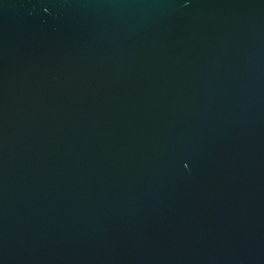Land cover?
Masks as SVG:
<instances>
[{"label":"water","instance_id":"water-1","mask_svg":"<svg viewBox=\"0 0 264 264\" xmlns=\"http://www.w3.org/2000/svg\"><path fill=\"white\" fill-rule=\"evenodd\" d=\"M0 264H264V0H0Z\"/></svg>","mask_w":264,"mask_h":264}]
</instances>
